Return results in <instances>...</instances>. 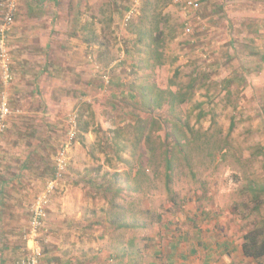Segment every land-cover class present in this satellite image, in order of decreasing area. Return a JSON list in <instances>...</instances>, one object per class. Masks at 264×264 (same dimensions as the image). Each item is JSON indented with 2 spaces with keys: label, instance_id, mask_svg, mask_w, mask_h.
<instances>
[{
  "label": "rangeland",
  "instance_id": "374dc122",
  "mask_svg": "<svg viewBox=\"0 0 264 264\" xmlns=\"http://www.w3.org/2000/svg\"><path fill=\"white\" fill-rule=\"evenodd\" d=\"M11 3L7 83L0 55V103L5 93L9 107L0 264L30 250L32 206L62 151L66 166L37 238L41 264L69 254L76 264H184L212 250L210 236L239 250L247 231L264 229V77L252 81L264 54L250 51L247 32L227 35L221 16L188 28L173 0H0V33ZM260 27L255 42L264 46Z\"/></svg>",
  "mask_w": 264,
  "mask_h": 264
},
{
  "label": "crops",
  "instance_id": "0c3cea01",
  "mask_svg": "<svg viewBox=\"0 0 264 264\" xmlns=\"http://www.w3.org/2000/svg\"><path fill=\"white\" fill-rule=\"evenodd\" d=\"M201 2L202 5L206 4L207 8H202V10L206 9L207 12L205 16H202V18L199 17V19H204L212 23L216 17L218 18L219 16H221L223 20L225 19L233 25V28L231 29V26H227V28L229 27L228 34L240 38L241 32H247V34L245 35H247L248 38H245L244 41L246 43L248 42L251 45V52L256 51L258 55H261L262 57V55L264 54V46L260 43V41H255L261 39V36H258V34L260 33L261 28L259 26V22L264 21V0H201ZM218 11L221 12L218 13ZM230 17L232 20L230 19ZM56 64H58V66L52 65V68L55 70V72L61 71L63 62L57 61ZM263 77L264 73H262L258 77H252V81L254 84L258 85L262 81ZM249 82H251V79H249ZM258 96L259 94H257V97ZM208 235L209 234L205 233L204 235H201L200 239L206 241V236ZM177 236H179L180 238L181 234H177ZM210 239L214 240V243H211V245H209L210 243L206 242L205 245L206 247L208 245L209 247L212 246V250H210L209 253H205L204 256L200 259H196L195 255L191 256L192 258L190 257L186 260H182L185 262L184 264H248V262L255 263L253 261L254 258H245L246 256L243 254L242 246H239V250H236V248L232 246V238L218 236L216 238L215 236H210ZM173 241H175V239ZM193 252H195V250H193ZM70 255L71 254H69V256L67 257H64L60 264H76L75 259L71 258ZM89 259L91 258H82V261H85L86 264H89ZM113 262L114 261L112 260V263Z\"/></svg>",
  "mask_w": 264,
  "mask_h": 264
},
{
  "label": "built area",
  "instance_id": "2783aa9c",
  "mask_svg": "<svg viewBox=\"0 0 264 264\" xmlns=\"http://www.w3.org/2000/svg\"><path fill=\"white\" fill-rule=\"evenodd\" d=\"M175 4L181 2V0H173ZM184 5L181 6L183 11L187 14L188 11H197L200 8V4L195 0H183ZM15 5L13 3L8 5V9L3 12V23L1 26L0 33V55L2 57L1 70H2V80L7 83L8 80L12 78L9 66V58L7 54V48L5 46L6 34L5 32L11 27L14 22V13ZM132 14V10H131ZM129 18V15L127 16ZM189 28V24H187ZM9 113V107L7 102V95L4 93L1 103H0V126L1 128L5 127V119ZM75 133V125L72 126L70 134L72 137ZM57 173L55 179H52L47 186V189L35 200L32 206V213L29 222L30 235L27 237L28 248L30 249L27 254L16 259L14 264H41L42 249L37 240L39 237L40 231L46 227V214H47V205L50 202V194L54 188L55 183L58 181V178L62 174V170L66 166V157L65 153L62 151L57 156Z\"/></svg>",
  "mask_w": 264,
  "mask_h": 264
},
{
  "label": "trees",
  "instance_id": "16d2710c",
  "mask_svg": "<svg viewBox=\"0 0 264 264\" xmlns=\"http://www.w3.org/2000/svg\"><path fill=\"white\" fill-rule=\"evenodd\" d=\"M182 1L183 0H181V2L178 3L179 6H183L184 5V2H182ZM195 1L200 4V8L197 11H193V12L188 11V16L189 17L184 20V26H186V24L193 23V21H192V20H194L193 18H195L194 22H197L198 23V20H200L198 18L199 17L202 18V16H205L206 15V14L203 15V12H202V9H201V4H202L201 0H195ZM159 22H160V20L157 21V25L160 26ZM261 25L264 26V21L263 22H259V26H261ZM229 26H231L230 29L233 28V25L232 24H230ZM144 27H145V25H144ZM189 27H191L193 29L194 26L191 25V24H189ZM213 27H215V26H213ZM225 28L227 29V26ZM228 30H229V27L227 29V35L231 36L230 34H228ZM156 31L159 34L161 33V30H160V28L158 26L156 27ZM209 33H212V32H209ZM136 34H138V36H139V34H140V36L147 35L145 33V30H141V29ZM212 35H213V33H212ZM212 35L210 37H212ZM143 36H142V38H143ZM142 38H140V39L142 40ZM100 75L102 76L103 82H104L105 79H106L105 80V82H106L107 79L110 78V74L107 71L101 72ZM228 79H229V77H228ZM113 81L116 83V82H119V79L113 80ZM192 85H193V83H191V87H192ZM186 99L187 98L184 97V95L182 94L179 102L182 103ZM84 129L87 130V128H84ZM142 129L144 130L142 134H144L145 131H146V126L143 125L142 126ZM145 139L150 140L151 139V136L149 134H145ZM178 143H180V142H178ZM172 168H173V166H172V158H170V157L167 156L166 157V172H165V178H166V185H167V188L168 189H170V184H171V181H172V170H173ZM243 239L244 240L242 242V250H243V254L246 257H251V258H254V259H259V258H262L264 256V229H263L262 226L261 227L251 228L249 231H247L244 234Z\"/></svg>",
  "mask_w": 264,
  "mask_h": 264
}]
</instances>
